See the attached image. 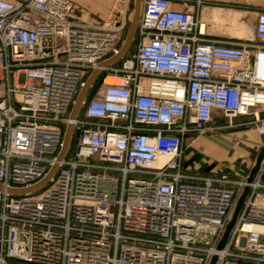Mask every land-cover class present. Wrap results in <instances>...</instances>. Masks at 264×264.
I'll use <instances>...</instances> for the list:
<instances>
[{
    "label": "built area",
    "instance_id": "obj_1",
    "mask_svg": "<svg viewBox=\"0 0 264 264\" xmlns=\"http://www.w3.org/2000/svg\"><path fill=\"white\" fill-rule=\"evenodd\" d=\"M123 1L112 22L89 23L71 0H0V264H264V159L251 182L183 162L217 118L264 135V9L255 38L221 40L204 0H142L135 50L101 69L71 120L124 41ZM54 166L38 190L13 192Z\"/></svg>",
    "mask_w": 264,
    "mask_h": 264
},
{
    "label": "rangeland",
    "instance_id": "obj_2",
    "mask_svg": "<svg viewBox=\"0 0 264 264\" xmlns=\"http://www.w3.org/2000/svg\"><path fill=\"white\" fill-rule=\"evenodd\" d=\"M113 1L114 3L110 9L109 16L107 17V20L111 22L115 19V16L118 14L120 15V12L124 7L121 0ZM252 9L253 8L250 6L246 8L248 12L246 13L244 19L247 22V25L242 24L240 27H238V22L242 20H238L237 23L233 20H229L228 22L216 24L217 22H220V19L217 16L216 19L214 18L210 20L212 22L208 21L209 23L207 32L212 31L219 36H223V39L226 40H244L255 38V21L252 12H250ZM133 11L134 4L130 11L128 26L123 37L124 39L126 38L129 31ZM213 22H215V24ZM212 26L214 27L212 28ZM135 45L136 41H133L128 52H133L136 47ZM118 63L119 62H116L114 66ZM112 66L113 65H111V67ZM222 121V125L216 124L220 126V128L211 134L216 136L215 139L219 144H221V146L227 148L228 154L218 153L217 151H211L212 153L207 152L205 145L201 143L202 141L204 142L205 138L210 137L206 136V134L198 135L190 138L188 143L185 144L184 155L186 165L190 166V168L193 170H200L201 172L216 169L231 174L239 173L242 176L249 175V172L255 164L258 154L264 147V135H258L256 131L253 130V126L251 125L237 126L235 125L237 122L236 121L234 122L233 126H227L226 120L223 119Z\"/></svg>",
    "mask_w": 264,
    "mask_h": 264
},
{
    "label": "crops",
    "instance_id": "obj_3",
    "mask_svg": "<svg viewBox=\"0 0 264 264\" xmlns=\"http://www.w3.org/2000/svg\"><path fill=\"white\" fill-rule=\"evenodd\" d=\"M75 6V14L81 21L89 22V23H96V22H103L107 20L109 16L110 9L114 3L113 0H71ZM123 0H121L122 2ZM232 6V7H228ZM250 6L253 8L250 12H252L254 21L256 23V17L260 10L264 9V0H204L202 9H201V17L206 20L207 22H212L210 20L216 19L218 16L220 22L216 24L228 22L229 20H233L234 22H238V20H242L238 22V27L242 24L247 25L244 17L248 10L246 8ZM175 7L183 8L182 4H176ZM208 22V23H209ZM215 24V22H213ZM211 27V26H210ZM214 26H212L213 28ZM208 37L215 38V39H223V36H219L212 31L208 32ZM222 118H217L216 123L218 125H222L221 123ZM253 130H257L253 127ZM260 135V134H258ZM206 136L210 138H205L204 142L202 141L201 144L205 145L206 151L212 153L211 151H217L218 153L228 154L227 148L221 146V144L216 141V136H213L211 133H207ZM261 136V135H260ZM229 145V142L227 140ZM184 166L190 168V166L186 165L185 162V155H184ZM201 172L200 170H198ZM205 173H217V172H225L213 169L211 171H204ZM202 172V173H204ZM233 175H241L239 173H233Z\"/></svg>",
    "mask_w": 264,
    "mask_h": 264
},
{
    "label": "water",
    "instance_id": "obj_4",
    "mask_svg": "<svg viewBox=\"0 0 264 264\" xmlns=\"http://www.w3.org/2000/svg\"><path fill=\"white\" fill-rule=\"evenodd\" d=\"M141 6H142V0H134L133 16L131 18V24H130L129 31L127 33L126 38L122 42L118 52L115 53L113 56H111L109 59L103 61L100 64V66L95 68L91 72V74L88 76V78L85 81V84L80 89V91L77 95L76 101L72 107V110H71V113L69 116L71 120L75 119L76 116L78 115V113L82 107V104H83L85 98L87 97V94H88L90 88L92 87V85L94 84L96 79L98 78V76L101 72V69L116 63L128 52L130 46L132 45V42L134 41V39L136 37ZM72 131H73V124H72V122H70L67 126V130H66V134H65V138H64V146H63V149L60 153L59 158H63L65 156L66 152L68 151V148H69L70 142H71ZM263 159H264V147L261 149L260 153L258 154V156L256 158L255 164L253 165V167L251 168V170L249 172V175L247 177L248 182H251L254 179V177L256 176V174L258 173V171L260 170ZM56 167L57 166H54L51 169V171L49 172V174L43 180H41L39 183H37L31 187H27V188L14 189L13 192L19 193V194H25V193H29V192H33V191L38 190L48 181L49 177L56 170ZM3 188H4L3 185L0 183V189H3ZM249 192H250V186L246 185L244 187L243 191L241 192L240 196L238 197L237 201H236V204H235V207H234V210L232 212L230 219L226 223L223 234H222V236H221V238L217 244L218 250H221L226 246V244L229 240L231 231L237 222L239 213L243 208V205L245 203L246 197L249 194ZM217 260H218V256L214 255L210 260V264H216Z\"/></svg>",
    "mask_w": 264,
    "mask_h": 264
},
{
    "label": "trees",
    "instance_id": "obj_5",
    "mask_svg": "<svg viewBox=\"0 0 264 264\" xmlns=\"http://www.w3.org/2000/svg\"><path fill=\"white\" fill-rule=\"evenodd\" d=\"M99 82H100V79H98V80L96 81V83L94 84V88L98 86Z\"/></svg>",
    "mask_w": 264,
    "mask_h": 264
},
{
    "label": "bare ground",
    "instance_id": "obj_6",
    "mask_svg": "<svg viewBox=\"0 0 264 264\" xmlns=\"http://www.w3.org/2000/svg\"><path fill=\"white\" fill-rule=\"evenodd\" d=\"M122 2H123V6H125V3H124V1H122ZM123 8H124V7H123ZM123 8H122V9H123ZM118 15H119V14H118ZM118 15H117V16H118Z\"/></svg>",
    "mask_w": 264,
    "mask_h": 264
}]
</instances>
